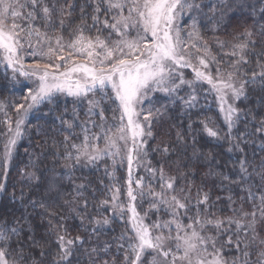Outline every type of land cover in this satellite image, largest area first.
I'll return each instance as SVG.
<instances>
[{"label": "snow or ice", "instance_id": "6c2138e0", "mask_svg": "<svg viewBox=\"0 0 264 264\" xmlns=\"http://www.w3.org/2000/svg\"><path fill=\"white\" fill-rule=\"evenodd\" d=\"M202 4L203 0H0V64L11 69L5 77L13 88L23 85L24 101L11 105L0 101V124L5 127L0 132V178H7L19 142L28 132L30 116L42 106L55 105L60 97L72 98L71 118L57 117L70 130L62 141V159L69 162L65 164L69 179L76 166L96 167L111 160L112 171L105 169L114 181L108 188L110 198L99 204L121 219L128 217L132 235L124 233L118 238L120 264H264V237L257 231L264 222V156L256 165L257 153L249 161L242 147L256 134L264 141V118L253 133L234 134L241 123L257 120L251 111L236 105L248 98L249 89L264 88V51L255 52V36L264 35V0H260L259 33L246 28L234 38L235 43L214 37L223 58L213 53L201 34V19L211 20L214 31L226 30L230 13L244 8L248 0ZM77 14L78 21L72 19ZM185 18L190 20L187 29ZM250 55L256 58L252 71L245 67L251 63ZM26 56L33 62L26 63ZM185 70H190L191 78ZM157 94L166 98L159 106ZM208 96L216 101L226 130L222 133L210 127L211 121H202L203 128L210 137L233 142L229 152L235 149L243 154L238 178L224 179L240 184L246 193L242 200L252 205L248 211L243 204L232 208L233 215L223 218L209 211L208 193L198 190L193 200L190 189L178 183L179 176L167 175L162 165L152 167L146 160L154 124L166 117L169 108L179 105L190 115ZM9 107L16 113L15 120ZM176 138L183 141L179 132ZM259 147L264 153V142ZM159 151L167 155L169 146ZM30 164L37 166L35 161ZM117 165L127 170L126 201H121L115 181ZM141 167L147 180L134 176ZM21 174L30 182H45L35 171L22 170ZM254 175L261 181L255 190ZM57 183L47 181L46 192L58 191ZM83 188V184L75 185L77 196ZM4 192L5 184L0 183V193ZM24 197L22 191L12 199L23 201ZM138 200L148 202L143 213L137 210ZM229 201L235 203L232 197ZM29 203L44 208L50 217L57 215L42 201L29 199ZM87 208L85 200L76 213L82 226ZM150 213L157 218L148 223ZM100 216L91 217L93 227L85 230L97 234L110 226L111 220ZM24 231L19 220L0 223V264H43V258L51 255L31 234L26 248L20 239ZM54 231L58 251L50 264H80L77 252L85 240L70 237L66 229ZM110 247L86 250L90 264H116L99 255ZM32 248H39L40 260ZM225 250L234 254L226 256Z\"/></svg>", "mask_w": 264, "mask_h": 264}, {"label": "trees", "instance_id": "16d2710c", "mask_svg": "<svg viewBox=\"0 0 264 264\" xmlns=\"http://www.w3.org/2000/svg\"><path fill=\"white\" fill-rule=\"evenodd\" d=\"M212 2L213 0H203L202 6ZM249 5L254 6L255 10ZM260 7V0H248V4L244 8L230 13L226 30L224 27H220L219 30L214 31L211 20L201 19V34L207 40L213 53L218 55V58L223 57L219 55L214 37H219L228 43H235L237 41L234 38L239 37L244 32L242 30L239 32L240 26H245L254 33H259L258 25L262 22ZM72 19L78 21V14ZM255 40L257 44L255 52L264 51V35L257 34ZM249 58L251 63L245 67L248 71H252L256 68V58L253 55H250ZM5 73L8 71L0 65V101L8 105L23 103L24 101L21 100L22 88H13L11 81L6 79ZM79 107L83 108V106ZM73 108V102L58 99L55 105L42 106L41 110L29 119L28 132L19 142L16 158L9 168L7 178L6 180L0 178V183L5 184V192L0 193V223L6 221L8 224H12L14 220H19L25 229L20 239L26 248L31 243L27 239L30 234L34 235L36 240L44 243V250L51 255L43 258V264H50L52 257L58 251L54 230L63 231L64 229L67 230L70 237L80 236L85 240L84 247L78 249L77 252L80 264H90L86 250L92 247L103 248L105 244L111 247L107 253L100 252L99 255L105 259H114L116 264H120L122 255L116 247L118 238L124 233L131 236L132 232L126 219L113 216L110 208L105 209L99 204L100 201L110 198L108 188L114 181L111 175L106 174L105 169L107 168L109 172L112 171L111 160L101 161L98 166L88 169L76 166L71 173V179H69V169L65 167V164L69 162L62 159L64 153L62 141L64 135L68 134L70 130L67 129L66 125H62L57 117L63 115L65 119H70ZM238 108L245 112L251 111L257 120L255 122L249 121L247 124L241 123L239 128L234 130V134L237 132L241 134L244 132L253 133L255 127L258 126L259 119L264 118V88L257 86L255 89H249L248 98L240 100ZM8 111L14 120L15 111L11 107ZM81 119H83V111H81ZM166 120L164 134L167 136L168 142L164 144L159 141L156 150L159 153V149L167 145L169 146V153L167 155L161 154L159 157L158 154L155 155V167L158 168L162 165L167 175L179 176L178 183L185 190L190 189L193 200H195L198 190L208 193L210 198L209 211L215 212L222 218L233 215L231 209H238L241 204H243L244 210H251V203L242 200L246 193L241 190V185L224 179L225 176L232 179L238 178L239 161L243 154L235 149L229 152L228 148L233 142L228 141L227 138L217 140L210 137L201 123L202 121H211L210 127H214L222 133L226 130L215 103L205 102L202 99L201 107L194 110L190 115L185 114L179 105L170 107ZM189 124H191V128H189ZM4 130V125L0 124V132ZM75 131L79 134L80 129L76 128ZM177 132L183 137L182 142L177 140ZM252 141L247 145H242V147L245 148L249 161L253 160V153H257L255 164L259 165L261 157L264 156L259 145L264 141L259 134L252 136ZM37 157H39L38 160ZM30 161H35L37 166L32 167ZM22 170L25 172L35 171L37 176H40L45 182H30L22 176ZM249 171L252 169L249 168ZM126 172L125 167L116 166L115 181L121 189V198L125 195ZM182 173L186 176L181 175ZM252 179L255 190L261 183L260 177L254 175ZM49 180L58 182V191L46 192L47 181ZM77 184L84 185V188L80 190L83 194L80 196H77L75 192V185ZM22 191L25 194L24 200L16 199L13 201V194L19 197ZM229 197H232L235 203L230 205ZM29 199L42 201L45 207L54 210L57 215L50 217L45 213L44 208L39 206L33 208ZM85 200L88 208L87 214L83 217L82 226L81 218L76 213ZM100 214L111 220L110 226L97 234L86 231L85 229L93 227L89 223V219L91 217L99 219L101 218ZM61 217H63L62 220ZM257 231L261 237H264V222L258 224ZM220 239L223 241L225 237L222 236ZM31 251L35 253L38 260L41 259L39 248H32ZM233 254L234 252L229 253L225 250L226 256Z\"/></svg>", "mask_w": 264, "mask_h": 264}, {"label": "rangeland", "instance_id": "374dc122", "mask_svg": "<svg viewBox=\"0 0 264 264\" xmlns=\"http://www.w3.org/2000/svg\"><path fill=\"white\" fill-rule=\"evenodd\" d=\"M185 20L187 21L186 23H184V27H185V29H187L188 28V25L190 24V20H188V18H185ZM236 27V26H235ZM235 29H237V28H235ZM246 29V27L245 26H240L239 27V32L242 30V31H244ZM238 30V29H237ZM66 38H67V34H66ZM25 62L26 63H32L33 62V58L32 57H30V56H26L25 57ZM2 67H3V69L4 70H6V71H8V73L9 74H11V69L10 68H6L5 67V65L4 64H0ZM185 75L188 77V78H191V74H190V70H185ZM22 81H23V78L21 77L20 78ZM17 88H22L23 87V85L22 84H20V85H17L16 86ZM206 87V86H205ZM157 96L159 97V99L157 100V106H159V103H161V102H166V98H163V97H160V95L159 94H157ZM208 100L207 101H209L210 103H215V105H216V109L218 110V108H217V104H216V101L214 100V98L212 97V96H208V98H207ZM59 100H62V101H70V102H72V98H70V97H60L59 98ZM240 102V101H239ZM239 102H237V107H238V103ZM24 103V102H23ZM147 103V102H146ZM82 106V105H81ZM219 112V111H218ZM220 113V112H219ZM168 114V113H167ZM33 116V115H32ZM220 116H221V118H222V114L220 113ZM30 118H31V116H30ZM29 118V119H30ZM15 120V119H14ZM222 120H223V118H222ZM166 123H167V120H166V117L165 118H163V119H161V121L159 122V123H156V124H154V134H153V138L152 139H150L149 141H148V149H149V152H148V156L146 157V160L147 161H149L150 162V164H151V166L152 167H155V165H154V156L155 155H157L158 154V157L159 156H161V154L162 153H160V151H159V153L157 152L158 150H156L157 149V144H158V142L159 141H161V142H163L164 144H165V142H168V138H167V136L164 134V126H166ZM223 123H224V121H223ZM153 147V148H152ZM154 165V166H153ZM121 166V165H120ZM82 168H84V169H88V168H92V166H81ZM122 168H124L125 166H121ZM125 169H126V167H125ZM127 171V170H126ZM126 174H127V172H126ZM166 174V173H165ZM128 175V174H127ZM134 176H142V177H144L145 178V180H147L148 179V174L144 171V168L143 167H141L140 169H138L135 173H134ZM153 184H154V186H156L157 187V190H158V185H157V182L156 181H153ZM120 199H121V201H126L127 200V197H126V194L124 195V197L123 198H121V196H120ZM137 210L138 211H140L141 213H143V211L144 210H146L147 209V207H148V202H147V200H145V201H140V200H138L137 202ZM113 214V213H112ZM113 216H115L114 214H113ZM115 217H118V216H115ZM119 218V217H118ZM157 217L155 216V215H153V214H149V218H148V220L146 221V222H148V223H151V221L152 220H155ZM161 218H167V217H165L163 214H161ZM121 219V218H120ZM124 219H126V221L128 222V217H127V215L125 216V218ZM129 224V223H128ZM129 227H130V230H131V226H130V224H129ZM132 232V231H131Z\"/></svg>", "mask_w": 264, "mask_h": 264}]
</instances>
